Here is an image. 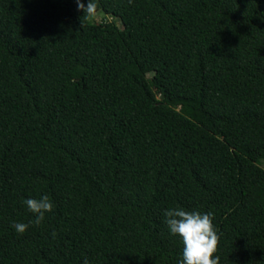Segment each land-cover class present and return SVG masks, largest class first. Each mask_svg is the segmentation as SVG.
Listing matches in <instances>:
<instances>
[{
    "label": "trees",
    "instance_id": "trees-1",
    "mask_svg": "<svg viewBox=\"0 0 264 264\" xmlns=\"http://www.w3.org/2000/svg\"><path fill=\"white\" fill-rule=\"evenodd\" d=\"M96 3L0 0V264H179L177 205L264 264V0Z\"/></svg>",
    "mask_w": 264,
    "mask_h": 264
},
{
    "label": "clouds",
    "instance_id": "clouds-1",
    "mask_svg": "<svg viewBox=\"0 0 264 264\" xmlns=\"http://www.w3.org/2000/svg\"><path fill=\"white\" fill-rule=\"evenodd\" d=\"M78 10L84 12V16H94L97 12L96 0H88L87 6L76 0ZM34 219L25 223H13V228L18 234H24L30 224L40 226L45 220L46 213H51L54 203L48 195L40 198H29L24 201ZM165 223L173 236H179L183 242V255L179 264H220V257L214 255L219 251L218 244L220 236L213 223L212 213H201L198 210H186L177 205L166 210ZM55 236V233H53ZM84 264H89L87 258Z\"/></svg>",
    "mask_w": 264,
    "mask_h": 264
},
{
    "label": "rangeland",
    "instance_id": "rangeland-1",
    "mask_svg": "<svg viewBox=\"0 0 264 264\" xmlns=\"http://www.w3.org/2000/svg\"><path fill=\"white\" fill-rule=\"evenodd\" d=\"M94 19L96 20L97 23H102L103 21H107V20L108 21H113L114 20V17L107 16V15H105L103 13H99V14H96L94 16ZM117 24L119 26H122L123 25L122 22L119 19L117 20Z\"/></svg>",
    "mask_w": 264,
    "mask_h": 264
}]
</instances>
